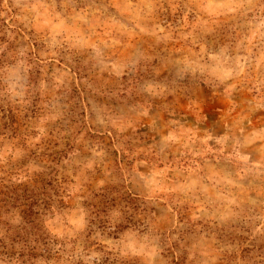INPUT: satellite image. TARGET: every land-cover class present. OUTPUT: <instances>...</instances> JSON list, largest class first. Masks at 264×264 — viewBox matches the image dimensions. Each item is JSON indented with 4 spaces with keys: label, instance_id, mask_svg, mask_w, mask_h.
<instances>
[{
    "label": "rangeland",
    "instance_id": "rangeland-1",
    "mask_svg": "<svg viewBox=\"0 0 264 264\" xmlns=\"http://www.w3.org/2000/svg\"><path fill=\"white\" fill-rule=\"evenodd\" d=\"M0 264H264V0H0Z\"/></svg>",
    "mask_w": 264,
    "mask_h": 264
}]
</instances>
